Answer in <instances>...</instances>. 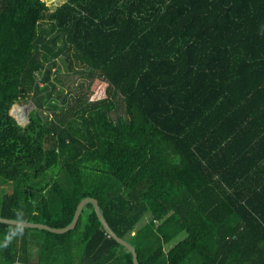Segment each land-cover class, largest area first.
<instances>
[{"label":"trees","instance_id":"16d2710c","mask_svg":"<svg viewBox=\"0 0 264 264\" xmlns=\"http://www.w3.org/2000/svg\"><path fill=\"white\" fill-rule=\"evenodd\" d=\"M6 184L0 217L54 228L97 199L140 264H264V0H0ZM0 243V264H134L92 203Z\"/></svg>","mask_w":264,"mask_h":264},{"label":"water","instance_id":"95a60500","mask_svg":"<svg viewBox=\"0 0 264 264\" xmlns=\"http://www.w3.org/2000/svg\"><path fill=\"white\" fill-rule=\"evenodd\" d=\"M32 102H30L31 104ZM18 105V104H14L12 106V109L10 111V114L14 117L13 115V109L14 107ZM22 107V106H21ZM29 107L27 108V112L25 114V120L24 121H20L19 119L15 118L17 120V122L22 125L25 126L28 122H29ZM88 203H92L94 205L95 208V212L101 222V224L103 225V228L105 229L106 233L109 234L112 238H114L119 244H121L122 246H124L125 248H127L133 257V263L134 264H140L139 260H138V253L136 248L131 245L127 240H125L124 238L119 237L116 232L110 227V225L108 224V222L106 221L104 215L101 212V208L100 205L98 203V200L92 197H88L85 198L84 200H82L80 202V204L78 205L73 221L71 222L70 225L63 227V228H54L51 227L49 225L46 224H42V223H33V222H24V221H19V220H12V219H7V218H3L0 217V222L2 223H7V224H11V225H18V226H24V227H28V228H38V229H44L50 232H55V233H65L71 229H74L78 223V220L80 218V215L84 209V207L88 204Z\"/></svg>","mask_w":264,"mask_h":264},{"label":"rangeland","instance_id":"374dc122","mask_svg":"<svg viewBox=\"0 0 264 264\" xmlns=\"http://www.w3.org/2000/svg\"><path fill=\"white\" fill-rule=\"evenodd\" d=\"M63 81L67 84L69 91L72 92V94H78L81 91L85 90V86L82 85V87H80V84H82L83 82H85V79H83L82 76L78 75V76H64L62 77ZM18 105H16L14 107V114L17 117L18 114L17 112L19 111V107L22 106L23 110L25 112H27V108L29 107V111L31 112L33 109H35V106L33 103L30 104V102H23V103H17ZM42 115L44 118H46L47 116L50 117L48 115L47 112H42ZM12 192V186L9 184H6L2 187H0V201L2 200V198L8 194ZM149 216H146V218H144L142 221L139 222L138 226H142L145 224V222H147L149 220ZM2 260V245L0 243V262Z\"/></svg>","mask_w":264,"mask_h":264},{"label":"crops","instance_id":"0c3cea01","mask_svg":"<svg viewBox=\"0 0 264 264\" xmlns=\"http://www.w3.org/2000/svg\"><path fill=\"white\" fill-rule=\"evenodd\" d=\"M186 237H187V233L181 232L172 241H170L169 243L164 245L165 252H168L169 250H171L175 245H177L179 242L183 241Z\"/></svg>","mask_w":264,"mask_h":264},{"label":"bare ground","instance_id":"6f19581e","mask_svg":"<svg viewBox=\"0 0 264 264\" xmlns=\"http://www.w3.org/2000/svg\"><path fill=\"white\" fill-rule=\"evenodd\" d=\"M17 114H18V116L16 117L14 115V109H13V115H14L15 118L19 119L20 121H24L25 120L24 116H25L26 112L23 110L22 107H19V111L17 112Z\"/></svg>","mask_w":264,"mask_h":264}]
</instances>
